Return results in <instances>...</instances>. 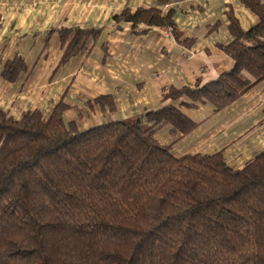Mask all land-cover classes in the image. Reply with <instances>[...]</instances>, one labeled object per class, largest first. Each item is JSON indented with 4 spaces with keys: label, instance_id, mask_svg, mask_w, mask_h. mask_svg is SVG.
I'll return each instance as SVG.
<instances>
[{
    "label": "trees",
    "instance_id": "obj_1",
    "mask_svg": "<svg viewBox=\"0 0 264 264\" xmlns=\"http://www.w3.org/2000/svg\"><path fill=\"white\" fill-rule=\"evenodd\" d=\"M241 1L257 23L244 32L230 16L232 69L171 88L162 109L87 131L66 122L62 102L48 116L0 110V264H264V151L234 169L225 151L176 157L156 137L166 127L182 137L195 130L174 103L219 113L264 82V7ZM114 19L178 35L172 12L125 10ZM98 35L61 31L62 42L71 38L61 63ZM27 71L17 56L3 77L15 82Z\"/></svg>",
    "mask_w": 264,
    "mask_h": 264
},
{
    "label": "crops",
    "instance_id": "obj_2",
    "mask_svg": "<svg viewBox=\"0 0 264 264\" xmlns=\"http://www.w3.org/2000/svg\"><path fill=\"white\" fill-rule=\"evenodd\" d=\"M142 8L172 12L178 35L114 19ZM230 16L244 32L257 23L241 0H0V110L15 119L48 116L62 102L66 122L87 131L162 109L171 88H194L232 69L224 50L234 41ZM74 29L99 35L62 64L71 38L62 42L61 31ZM17 56L28 71L8 82L5 64ZM173 105L196 125L185 137L172 127L156 135L176 157L225 151L231 167L242 169L264 151V82L219 113L210 104Z\"/></svg>",
    "mask_w": 264,
    "mask_h": 264
},
{
    "label": "built area",
    "instance_id": "obj_3",
    "mask_svg": "<svg viewBox=\"0 0 264 264\" xmlns=\"http://www.w3.org/2000/svg\"><path fill=\"white\" fill-rule=\"evenodd\" d=\"M167 33L173 37V31L171 28L166 29Z\"/></svg>",
    "mask_w": 264,
    "mask_h": 264
}]
</instances>
